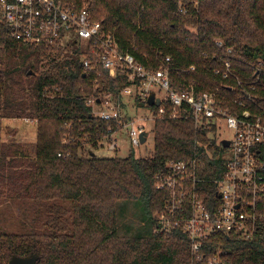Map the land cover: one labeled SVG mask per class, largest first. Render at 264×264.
<instances>
[{"label": "trees", "instance_id": "trees-1", "mask_svg": "<svg viewBox=\"0 0 264 264\" xmlns=\"http://www.w3.org/2000/svg\"><path fill=\"white\" fill-rule=\"evenodd\" d=\"M86 1L93 18L144 66L157 69L170 56L176 88L193 82L201 90L219 88L224 107L248 109L264 122V0H200L188 14L179 12L177 0L76 5ZM83 55L74 42L26 44L0 23V199L24 206L16 229L0 231V264L31 253L39 255L36 264H203L193 261L181 226L159 231L169 194L156 188L157 176L170 161L199 154L210 203L216 198L210 180L225 169L224 146L183 116L155 120L154 149L147 157L80 153L85 144L96 148L110 136V126L119 130L95 117L88 99L117 95L129 82L127 73L113 77L100 65L86 70ZM224 58L232 63L228 77L215 73ZM5 118L36 120L34 155L2 140ZM209 245L221 248L228 264H264V233Z\"/></svg>", "mask_w": 264, "mask_h": 264}, {"label": "built area", "instance_id": "built-area-1", "mask_svg": "<svg viewBox=\"0 0 264 264\" xmlns=\"http://www.w3.org/2000/svg\"><path fill=\"white\" fill-rule=\"evenodd\" d=\"M177 2L179 12L188 14L198 9L200 0ZM0 23L7 24L11 34L26 44L57 47L71 42L80 44L84 48L82 62L86 70L92 71L100 65L113 77L128 74V84L117 95L107 93L97 100L88 99L95 117L107 121L108 125L113 122L119 128L113 132L110 126V136L100 141L109 150H120L115 134L122 128H126L133 147L144 143L148 136L142 142L145 127L141 122L150 119L155 123L157 118L189 116L196 128L209 137H216L224 129L220 126L228 127L230 137L218 135L222 146L223 140H229L230 144L224 146L220 155L224 173L210 180L216 196L212 202L204 198L206 189L202 184L208 180L201 175L203 160L199 154L170 161L167 172L157 176L156 188L169 194L165 209L158 216V229L170 232L181 226L189 238L193 261L228 264L221 248H212L209 241L224 237L250 240L264 233V160L260 149L264 146V122L261 117L248 109L235 112L224 107L219 88L201 90L195 82L176 88L171 79L170 56L157 69L144 66L131 52L120 48L115 34L93 18L85 3L78 7L76 0H0ZM216 43L223 46L222 41ZM221 61L224 67L216 68L215 73L228 77L232 63L227 58ZM195 68L190 66L191 70ZM152 93L155 103L150 105L148 98ZM129 106L148 107L150 118L147 114L125 113ZM211 249L215 253L209 254Z\"/></svg>", "mask_w": 264, "mask_h": 264}, {"label": "rangeland", "instance_id": "rangeland-1", "mask_svg": "<svg viewBox=\"0 0 264 264\" xmlns=\"http://www.w3.org/2000/svg\"><path fill=\"white\" fill-rule=\"evenodd\" d=\"M86 5L89 6V3L86 1ZM154 91H157L155 89ZM151 110L146 107H139L134 109V107L129 106L125 113L131 114L132 116H141L147 114L150 118ZM141 125L145 127V131L148 133L147 140L144 143H141L140 146L133 147L127 136L126 128H122L120 132H117L115 136H118L120 141V150L115 152L109 150L103 142L106 138L103 139V142H100L96 148L92 147L90 144H85L81 149L80 153L86 154L87 150L91 149L93 152L101 157H128L131 154H134L136 157H147L149 156L154 149V126L155 123L151 119L145 122H141ZM219 128H224L220 130V136L230 137L231 132L226 125H222ZM36 132L37 124L36 120L29 118H5L2 124V140L7 144H16L19 146L23 152H26L29 155L35 154V143H36ZM218 135L216 138L218 140ZM222 139V137H221ZM23 205H18L7 200L0 199V231L13 230L16 229V224L21 216L23 210ZM122 225L121 228H124V224L129 223L130 213H126L122 216Z\"/></svg>", "mask_w": 264, "mask_h": 264}, {"label": "water", "instance_id": "water-1", "mask_svg": "<svg viewBox=\"0 0 264 264\" xmlns=\"http://www.w3.org/2000/svg\"><path fill=\"white\" fill-rule=\"evenodd\" d=\"M154 97H155L154 93H152L149 96L148 103L150 105H153L155 103ZM156 104H159V100L156 101ZM147 136H148V133L146 131L143 132V134L141 136L142 142H144L146 140ZM222 143L224 146H229V144H230L229 140H223ZM92 154L95 155L94 153H92ZM38 259H39V255L36 253H31V254L26 255V256L13 255L9 260V264H36Z\"/></svg>", "mask_w": 264, "mask_h": 264}]
</instances>
